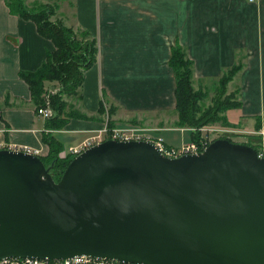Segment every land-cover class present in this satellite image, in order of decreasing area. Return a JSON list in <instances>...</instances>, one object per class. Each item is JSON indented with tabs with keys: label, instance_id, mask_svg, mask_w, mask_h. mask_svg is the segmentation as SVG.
<instances>
[{
	"label": "water",
	"instance_id": "1",
	"mask_svg": "<svg viewBox=\"0 0 264 264\" xmlns=\"http://www.w3.org/2000/svg\"><path fill=\"white\" fill-rule=\"evenodd\" d=\"M0 149V260L92 256L142 264H264V156L219 138L169 158L104 140L55 181Z\"/></svg>",
	"mask_w": 264,
	"mask_h": 264
},
{
	"label": "crops",
	"instance_id": "2",
	"mask_svg": "<svg viewBox=\"0 0 264 264\" xmlns=\"http://www.w3.org/2000/svg\"><path fill=\"white\" fill-rule=\"evenodd\" d=\"M56 1L64 3V16L54 12L52 19L96 39V62L83 71L81 95L68 100L85 117L48 129L36 114L20 72L38 69L54 46L32 20L11 14L7 0H0V149L27 148L44 157L49 149L42 134L48 133L68 153L102 128L100 105L106 102L116 109L113 126L138 118L156 126L155 135L169 146L189 142L190 130L176 125L168 63L175 43L192 61L194 89H215L225 70L242 63L227 85V93L238 90L240 106L226 117L244 133L264 130V0Z\"/></svg>",
	"mask_w": 264,
	"mask_h": 264
},
{
	"label": "trees",
	"instance_id": "3",
	"mask_svg": "<svg viewBox=\"0 0 264 264\" xmlns=\"http://www.w3.org/2000/svg\"><path fill=\"white\" fill-rule=\"evenodd\" d=\"M7 7L11 14L32 20L37 26L38 33L49 39L54 46L52 51L46 52V57L38 69L20 72V76L29 86L36 109L44 103L43 94L46 91V83L54 82L58 86L57 92L49 97L53 115L47 119V128L61 129L70 117L84 118V114L63 99L67 95L80 97L79 88L82 85L83 71L96 62L98 52L96 39L91 38L86 30L75 31L60 20H50V16L54 14L53 5L45 7L43 4H36L29 8L26 0H7ZM168 63L175 78L176 124L190 129L191 140L199 139V128L215 121L227 122L225 112L240 106L237 98L238 90L227 93V85L242 68V63L232 65L221 74L216 85L217 97L213 99L210 106L205 108H202L199 101L206 97L207 91L200 88L194 89L192 61L178 43L171 47ZM100 109L104 112L103 103ZM111 111L113 113V108ZM108 125L112 127L111 122ZM42 141L49 150L46 156L39 157L45 166L50 168L49 172L53 179L58 181L74 156H59L61 144L51 134H42ZM244 144L258 151L257 145L249 142ZM47 264H55V262L48 261Z\"/></svg>",
	"mask_w": 264,
	"mask_h": 264
},
{
	"label": "built area",
	"instance_id": "4",
	"mask_svg": "<svg viewBox=\"0 0 264 264\" xmlns=\"http://www.w3.org/2000/svg\"><path fill=\"white\" fill-rule=\"evenodd\" d=\"M57 90L58 87L52 88V90L48 88L43 95L44 103L36 109V114L45 120L49 119L53 115L49 97L50 95L56 93ZM106 123L107 121H105L101 129L96 130L93 135L83 140L80 144L69 147L68 154L76 156L90 146L98 144L104 140L147 141L152 143L164 156L169 158H176L185 154H197L203 151V149L211 142L212 139L209 138V134L212 129L204 126L198 129V131L200 132V137L197 141L190 140L189 142L181 144L178 147H172L167 145L162 137L154 136L151 134V132L155 133L156 131H158V128H141L135 125L123 127H108ZM257 135H261L263 137L264 130L257 131ZM14 150H24L30 152V150L27 148H17ZM257 155L259 157H263L264 151H257ZM48 261H54L55 264H142L134 262H122L116 259L98 258L86 255L73 256L56 260L34 257H14L0 260V264H47Z\"/></svg>",
	"mask_w": 264,
	"mask_h": 264
},
{
	"label": "rangeland",
	"instance_id": "5",
	"mask_svg": "<svg viewBox=\"0 0 264 264\" xmlns=\"http://www.w3.org/2000/svg\"><path fill=\"white\" fill-rule=\"evenodd\" d=\"M51 2H52L51 0H48L47 2H44L42 0H31V1L28 0V2L26 1V5L29 8H31L32 6H34L36 4H39V5L43 4L45 7H49L50 5L51 6L53 5V8H54L53 11L56 12L58 15L63 17L64 14H62L63 10L61 8H64V5H63L64 3H61L59 5V3H60L59 1L54 2V0H53V3L50 4ZM56 3H58V4H56ZM56 7H58V8L60 7V9H56ZM51 17H52V15L50 16V20L54 21V19H52ZM55 87H58L57 84L55 86L46 87V90L48 88H50L52 90V88H55ZM216 90H217V88L207 91L206 97L204 99H202L201 101H199V104L202 106V108L208 107L213 103V99L215 97H217ZM72 97L77 98L79 96L67 95V96H64L63 100H66L68 102V100H70L69 98H72ZM103 108H104V113L102 114V117L104 118V120L107 121L106 124L109 127V125H108V123H110L109 118H112V115H114V112L116 113V109L108 102L103 104ZM112 108H113V113L111 111ZM225 114H226V112H225ZM122 124H125L123 126H134L135 125V126L141 127V128L142 127H144V128H156V126H154V125L145 124V122L141 121L138 118H136V119L134 118V119H132L130 121H126V122L122 121ZM123 126H118V127H123ZM112 127H116V126L112 125ZM205 127H209L212 129V131H210V134H209V138L210 139L212 138L211 142L213 140L219 139V138L231 139V140H233L232 142H239V143L249 142V143H253V144L257 145L258 151H261V150L264 151V136L262 137L261 135H257L256 131H254V132L250 131L248 133H244L243 130H240V127L233 125L232 123L229 122L228 119H227V122H225V123H223L222 121H215L209 125H206ZM193 132H194V129H193ZM151 134L156 136L154 132H151ZM192 141H194V140H192ZM62 153L64 154L63 157L70 156L68 153H65V151H62Z\"/></svg>",
	"mask_w": 264,
	"mask_h": 264
}]
</instances>
